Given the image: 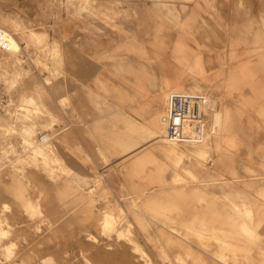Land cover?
<instances>
[{"label":"rangeland","instance_id":"rangeland-1","mask_svg":"<svg viewBox=\"0 0 264 264\" xmlns=\"http://www.w3.org/2000/svg\"><path fill=\"white\" fill-rule=\"evenodd\" d=\"M10 1L0 0V88L9 98L0 117V264H264V117L243 102L238 117L249 130L231 131L234 171L205 141L164 138L168 109L153 132L111 115L100 117L104 128L124 130L96 132L88 116L92 130L80 142L81 117L64 114L72 102L62 41L48 48L47 3L26 24ZM152 137L184 154L139 147ZM207 171L217 175L197 177Z\"/></svg>","mask_w":264,"mask_h":264},{"label":"crops","instance_id":"crops-1","mask_svg":"<svg viewBox=\"0 0 264 264\" xmlns=\"http://www.w3.org/2000/svg\"><path fill=\"white\" fill-rule=\"evenodd\" d=\"M15 1L23 23L37 21L41 0ZM42 1L49 50L52 41H62L63 83L72 102L64 114L81 117L73 127L80 142L92 130L88 116H95L90 126L96 132L124 130L118 123L104 128V115L126 116L133 129L157 131L155 121L175 93L219 100L230 117L229 126L218 130L225 147L235 145L231 131L248 133L247 120L238 117L243 102L250 103L252 118L264 117V0ZM243 113L248 116L247 109ZM139 147L183 154L156 137Z\"/></svg>","mask_w":264,"mask_h":264},{"label":"built area","instance_id":"built-area-1","mask_svg":"<svg viewBox=\"0 0 264 264\" xmlns=\"http://www.w3.org/2000/svg\"><path fill=\"white\" fill-rule=\"evenodd\" d=\"M3 30L0 29V33ZM200 93H176L171 96L170 105L163 120L166 135L170 140L190 144L200 136L206 127V113L201 109ZM9 98L0 88V117L5 111Z\"/></svg>","mask_w":264,"mask_h":264},{"label":"bare ground","instance_id":"bare-ground-1","mask_svg":"<svg viewBox=\"0 0 264 264\" xmlns=\"http://www.w3.org/2000/svg\"><path fill=\"white\" fill-rule=\"evenodd\" d=\"M194 70V69H193ZM196 70V69H195ZM195 73V72H194ZM194 87V86H193ZM201 93V92H200ZM176 94V93H175ZM174 95V94H172ZM170 95V96H172ZM212 95V94H211ZM211 95H206L204 97L201 98V109H203V112L206 113V127L203 131V133L198 136L196 139L194 140H191V143L190 144H184V143H181V142H178V144L180 145H190L192 147H198L200 145V143L202 141H205V146H210V147H213L215 148V150L217 151V156H218V160H219V163H220V167L224 166L226 168H229L231 169L232 171H234V168L233 166L231 165V162H232V155H231V148L229 147H225L224 145L222 146V142H221V139H220V134L218 133V130L219 128L227 122V125L229 126L230 124V117L228 115L227 112H224V110L220 107V104H219V100L217 98H215L214 96H211ZM32 100V99H31ZM171 100V99H170ZM211 100V102H210ZM209 101V102H208ZM169 103V102H168ZM211 107V109H210ZM160 112V111H159ZM226 113V114H225ZM166 114L163 115L162 117V121L164 123V129L165 131L163 132H166V125H165V122L163 120L164 116ZM161 117V116H160ZM31 120V119H30ZM211 122V123H210ZM20 125V124H19ZM1 126V125H0ZM35 126V125H34ZM208 128L210 129L209 130V136L208 138H205L206 137V134H207V130ZM24 129V128H23ZM9 130V129H8ZM22 130V128L20 129ZM0 131H1V127H0ZM25 131V130H24ZM23 131V132H24ZM27 132V131H26ZM28 133V132H27ZM32 134V133H31ZM45 136H48V135H45ZM44 136V138H45ZM167 135L162 136L164 138H166ZM26 137V136H25ZM161 137V136H159ZM43 138V139H44ZM47 138V137H46ZM167 139V138H166ZM165 139V140H166ZM169 139V138H168ZM167 139V140H168ZM206 139V140H205ZM164 140V143L166 142ZM170 141V140H169ZM47 142V141H46ZM167 143H169L170 147H175V142L173 143H170L167 141ZM166 143V145H167ZM231 144H234L232 141L230 142ZM25 144L27 145V142H25ZM31 144V143H30ZM44 144V143H43ZM34 145V144H33ZM168 146V145H167ZM43 147V146H42ZM28 148V147H27ZM41 148V147H40ZM30 149V148H29ZM43 149V148H42ZM47 149V148H46ZM35 150V149H34ZM35 152V151H34ZM42 153V152H41ZM181 153V152H180ZM184 154V153H183ZM182 154V155H183ZM217 174H214L213 172H210V171H207L206 174L204 176H197L199 179H204V178H208V177H213ZM72 177L74 178V180L78 181L80 184H82L83 186H86L88 184V181H89V178L86 177L85 175L81 174V173H78V172H73L72 173ZM228 180V179H226ZM225 180V181H226ZM202 182V181H201ZM207 183L209 181H206ZM229 182V181H228ZM231 183V182H229ZM245 183V182H244ZM247 183V182H246ZM201 184V183H200ZM117 223V222H116ZM111 229V228H110ZM1 245V244H0Z\"/></svg>","mask_w":264,"mask_h":264}]
</instances>
